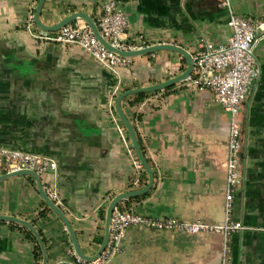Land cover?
Returning <instances> with one entry per match:
<instances>
[{"label": "crops", "instance_id": "crops-1", "mask_svg": "<svg viewBox=\"0 0 264 264\" xmlns=\"http://www.w3.org/2000/svg\"><path fill=\"white\" fill-rule=\"evenodd\" d=\"M37 1L0 0V147L55 160L57 171H47L42 185L57 189L80 248L94 255L104 234L105 214L102 219L99 211L148 180L144 170L141 184L132 185L136 172L114 123L120 120L116 98L180 75L187 61L162 50L132 58L128 68L114 74L80 47L50 40L57 31L35 23L28 28ZM104 1L45 0L40 21L51 26L75 12L96 21ZM119 1L129 21L126 41L137 39L142 48L175 45L192 59L201 41L227 42L230 11L264 16V0H227L228 6L225 0ZM255 58L260 76L250 82L241 105L240 178L231 210V220L245 229L229 236L232 264H264V32ZM142 94L126 97L122 108L154 182L146 194L119 207L157 218L223 224L229 114L211 91L185 80ZM48 209L31 177L0 181V215L34 225L48 264H76L63 223ZM27 231L0 221V264H37ZM222 242L220 233L185 235L132 226L106 264H219Z\"/></svg>", "mask_w": 264, "mask_h": 264}, {"label": "built area", "instance_id": "built-area-1", "mask_svg": "<svg viewBox=\"0 0 264 264\" xmlns=\"http://www.w3.org/2000/svg\"><path fill=\"white\" fill-rule=\"evenodd\" d=\"M228 4L227 0L223 3L226 6ZM95 23L102 37L114 48L123 51H134L142 48L137 39L132 41L125 39L129 30V21L119 0H105L100 6L99 16ZM227 25L231 29V36L226 43L214 45L210 42L201 41V49L193 58L192 72L185 79L198 90L211 91L216 101L229 114L227 159L224 164V223L210 225L201 221L183 222L172 217H151L138 213L133 207L121 208L118 205L112 214L110 235L104 251L91 262L83 261L73 251L71 254L75 258L76 264H106L118 250L128 228L132 226L153 231H174L185 235L220 233L223 236V242L219 264H232L228 244L229 236L245 229L241 222L231 220L232 204L240 178V112L250 82L260 76L259 64L255 58V48L264 32V16L258 18L243 17L230 11ZM33 26L34 19L33 16H30L27 27ZM50 40L80 47L92 59L114 74H118L121 69L128 68L132 61V58L121 57L107 50L94 36L89 25L82 20H75L65 25ZM114 123L136 172L132 185L138 187L141 184V174L144 168L132 148L124 125L115 118ZM24 169L35 172L41 179L47 171L56 172L57 163L46 156L0 147V173ZM43 187L48 197L65 212L57 189L52 185Z\"/></svg>", "mask_w": 264, "mask_h": 264}, {"label": "water", "instance_id": "water-1", "mask_svg": "<svg viewBox=\"0 0 264 264\" xmlns=\"http://www.w3.org/2000/svg\"><path fill=\"white\" fill-rule=\"evenodd\" d=\"M44 2H45V0H38L37 1L36 7H35V14L33 17L35 25L38 28H40L41 30H44L47 32H56V31H59L65 25H67V24H69L75 20H82L89 25L94 36L98 39V41L107 50H109V51H111V52H113V53H115L121 57L135 58V57L142 56L145 54H150V53H154V52H158V51H162V50H168V51H173V52H177V53L181 54L182 56H184V58L187 61V68L180 75H178L174 78H171L165 82L156 84V85L126 90V91L122 92L120 95H118L116 98L115 111H116L120 121L122 122V124L124 125V127L128 133V137H129V140L131 142L132 148H133L139 162L141 163L142 167L146 171V173L148 175V180H147L146 185L143 188L138 189V190H132V191L120 193L111 199V201L109 202V204L106 208V211H105L104 234H103L102 242H101L97 252L94 255H87L82 251V249L80 248L76 233L72 227V224H71L69 218L67 217L65 212L63 210H61V208L59 206H57L48 197V195H47V193H46V191L42 185L41 179L39 178V176L35 172L24 169V170H19V171L10 172V173L0 175V181L11 179V178L18 177V176L31 177L35 181V183L37 185L38 192H39L42 200L44 201V203L63 223L65 230L68 233L69 238L71 240V244H72V248H73L74 253L83 261L91 262V261H94L95 259H97L101 255V253L104 251V249L108 243V239H109V235H110L111 218H112V214H113L114 209L122 201H125V200H128L130 198H134V197H138V196H142V195L146 194L151 189V187L153 186V182H154L153 170H152L151 166L149 165L147 159L145 158V156L141 150V146L139 144L135 128L133 127L132 123L129 121V119L127 118V116L125 115V113L123 111L122 101L126 97L131 96L133 94L156 92V91L168 88V87H170L176 83L184 81L191 74L194 62H193V59L191 58V55L187 51H185L184 49H182L178 46L170 45V44H162V45H157V46H152V47L140 48V49H137L134 51H123V50L116 49L102 37V35L100 34V32L98 30V27H97L95 21L92 19L91 16H89L85 12H75V13L65 17L63 20H61L57 24H54L51 26L45 25L40 21V14H41V10H42ZM0 221H7V222L16 223V224H19V225L25 227L26 229H28L33 234L34 238L36 239V241L38 242V244L40 246V250L42 253V263L41 264H48L47 248L45 246V243H44L40 233L38 232V230L34 227V225L32 223H30L27 220L20 219L17 217L2 216V215H0Z\"/></svg>", "mask_w": 264, "mask_h": 264}, {"label": "trees", "instance_id": "trees-1", "mask_svg": "<svg viewBox=\"0 0 264 264\" xmlns=\"http://www.w3.org/2000/svg\"><path fill=\"white\" fill-rule=\"evenodd\" d=\"M145 94H138V97H143ZM131 199H129L128 201H130ZM49 210V209H48ZM50 211V210H49ZM100 217L103 219L104 218V214L105 211L104 209H101L99 211ZM28 236L31 238V240L35 243V251H34V256H35V260L37 262V264H40L41 260H42V253L40 250V246L38 245V242L36 241V239L34 238V236L32 235L31 232L27 231Z\"/></svg>", "mask_w": 264, "mask_h": 264}]
</instances>
